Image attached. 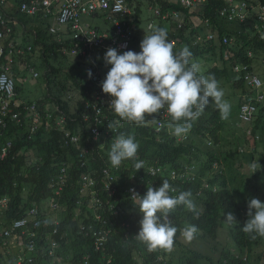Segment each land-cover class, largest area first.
<instances>
[{
  "label": "trees",
  "instance_id": "1",
  "mask_svg": "<svg viewBox=\"0 0 264 264\" xmlns=\"http://www.w3.org/2000/svg\"><path fill=\"white\" fill-rule=\"evenodd\" d=\"M14 1L10 2L12 6L7 3L13 16L10 39L16 50L9 75L14 80L25 79L23 75L34 68L38 75L29 74L41 78L45 86L44 93L32 100L22 96V88L15 83L17 96L10 103L12 113L0 123V200H8L5 206L0 205L3 264H159V257L160 264H264V253L257 250L260 237L253 240L241 230L247 220V201L258 198L264 202V108L259 106L249 122L237 117L236 129H232L210 104L192 123L186 140L171 134L168 121L158 127L159 117L155 121L148 118L144 126L130 124L116 116L108 102L103 104L100 100L102 96L111 99L101 88L111 67L103 61L107 49L88 48L87 54L82 55L83 43L73 38L74 30L70 29L73 21L58 26L55 12L29 16L19 10V4L27 0ZM129 2L134 11L127 20L135 23L134 37L129 48L118 54L128 50L139 53L144 36L155 28H163L174 52L187 46L193 60L204 57L217 61L218 66L207 68L203 75H214L222 89L226 82L245 93L246 86L242 79L236 80L240 74L234 69L239 63H253L247 57L248 50L264 54V41L257 37L249 40L248 35L236 33L222 21V0H205L196 8L183 5L180 0H150L153 9L148 10L149 17L143 15L139 1ZM168 12L180 13L183 27L172 17L164 19ZM107 16L96 12L83 17L102 19L104 24L96 27L104 31L113 28ZM198 16L209 20L211 26L196 25L193 20H198ZM149 22L153 24L151 31L147 30ZM208 33L214 34V40L206 38ZM223 34L233 38L230 47L222 44ZM28 46L31 50H27ZM21 48L25 53L17 52ZM66 60L72 61L73 73L65 70ZM89 69L91 78L87 75ZM97 107L102 110L99 115ZM13 112L20 121L12 118ZM62 119L63 129L59 124ZM93 127L100 130L97 138L91 133ZM120 133L133 135L139 147L135 158L124 160L115 168L110 165L108 152ZM4 147L6 154L1 158ZM138 160L144 161V168L136 171L134 163ZM254 160L261 169L253 174L249 165ZM194 169L196 174L187 181H168L177 189L171 193L173 196L181 191L192 192V199L201 210L199 219L178 207L170 217L178 229L172 250L149 252L134 238L142 216L129 187L138 186V193L143 196L148 186L156 188L163 175ZM227 212H232L238 221L229 236L237 248L243 249L242 254L230 247L219 252L212 248L211 254L189 247L180 229L195 224L199 229L196 239H215L224 227L223 216ZM18 220L26 223L16 229L18 237L12 246L11 237L4 236V232ZM101 236H105V241L97 248L96 239Z\"/></svg>",
  "mask_w": 264,
  "mask_h": 264
},
{
  "label": "clouds",
  "instance_id": "2",
  "mask_svg": "<svg viewBox=\"0 0 264 264\" xmlns=\"http://www.w3.org/2000/svg\"><path fill=\"white\" fill-rule=\"evenodd\" d=\"M247 26L250 27V24L233 25V31L248 35L249 40L257 37L262 41L259 36L252 35ZM167 36L166 29L158 27L150 35L144 36L140 42L139 53L128 50L118 54L115 48L107 49L103 61L106 67L108 65L111 67L101 82V88L104 94L111 97L108 108L121 120L137 126L146 125L148 118L155 121L160 115L166 114L169 118L167 127L176 137L189 134L192 123L210 104L215 106L222 120H228L231 105L224 100V91L215 76L201 74V66L192 59V53L187 46L174 52L173 44L168 41ZM255 63L259 71L261 63L258 59ZM87 75L89 78L92 77L90 69L87 70ZM5 81L6 77H0V87H4ZM8 87H11L10 81ZM243 97L244 92L241 94L239 108ZM138 147L133 135L120 133L110 145L108 152L110 165L119 168L122 161L135 158ZM134 168L136 171L144 168V161L135 162ZM249 168L254 174L261 169V165L254 160ZM173 172L170 175L168 173L163 175L156 188L148 186L143 196L134 189L131 190V199L142 216L139 231L134 238L145 245L149 252L172 250L178 229L170 217L178 207H183L196 219L201 215V210L197 209L192 199V192L181 191L179 195L173 196L171 193H175L177 189L168 181L181 182L182 178L187 181L191 175L196 174L195 169L180 172L178 178L172 176ZM148 174L150 175V168ZM246 215L247 220L241 230L253 240L264 237V202L258 198L249 199ZM223 221L231 227L229 232L238 223L232 212L225 213ZM220 230L221 228L216 238L212 240H217ZM198 231L195 224H187L180 229L187 242H191ZM129 237L130 235L126 238ZM232 249L242 254L243 249L237 248L234 243ZM244 258L246 259L245 256ZM161 259L159 257V264Z\"/></svg>",
  "mask_w": 264,
  "mask_h": 264
},
{
  "label": "built area",
  "instance_id": "3",
  "mask_svg": "<svg viewBox=\"0 0 264 264\" xmlns=\"http://www.w3.org/2000/svg\"><path fill=\"white\" fill-rule=\"evenodd\" d=\"M141 3V6H147L151 11L153 6H150V0H137ZM223 5L219 8L220 19L226 22L230 27L233 25H246L250 24V31L252 35L259 36L260 40L264 41V0H222ZM8 0H0V77H6L4 87H0V123L12 113L10 109V103L16 98L15 93V80L9 75L12 69L13 55L16 50L13 48V41L10 39L13 32V16L10 15V9L7 7ZM180 3L186 6H193V8L201 7L205 0H180ZM19 10L29 16L37 15L42 12L43 15L48 16L55 12V21L58 26H66L69 22L73 21L71 28L74 30L73 38L78 39L80 43H83L81 48L82 55H86L88 48L104 47L115 48L117 52L127 50L134 37L135 23L127 20L128 16L133 14V6L129 0H27L19 4ZM108 14L113 28L109 30H98L97 27H92L89 24L83 25L81 18L83 16H89L94 13ZM156 14H159V10H155ZM171 15V16H170ZM172 17L178 22L179 27H183L184 18L178 12H168L163 16L164 19ZM198 20H193L196 25L205 24L210 27L209 20H203L200 16ZM229 27V28H230ZM153 28L152 23L147 24V30L151 31ZM52 31H55V27H52ZM206 38L208 40H214V34L208 33ZM197 39H202L201 35H198ZM61 41V40H60ZM222 44L226 47H230L233 43V38L223 34L221 36ZM228 45V46H227ZM27 50H31L28 46ZM89 50V49H88ZM18 53H25L24 48L17 50ZM73 52H79V50H73ZM247 57L254 59L253 63L242 64L239 63L235 67L236 74H240L236 80H243L246 86V92L244 93L243 102L240 105L238 118L249 122L254 118V114L257 112L258 107L264 108V80L261 78L259 71L256 67L255 60L261 63L264 68V54L257 56L253 50L247 51ZM30 72L37 76L38 73L34 68H30ZM264 75V74H263ZM11 82V87H8V82ZM103 104L109 103L104 96L100 97ZM97 114L101 113V108H95ZM12 118L19 120L18 114H12ZM166 114L159 116L157 122L158 127L165 125L168 121ZM34 122H38V113L34 115ZM63 119L59 122L61 129H63ZM35 127L32 128V131ZM93 137H99L101 135L100 130L97 127L91 128ZM250 134V132H248ZM69 136V132L67 131ZM188 133L180 136L178 140H186ZM6 154V147L1 150V158ZM172 176L178 178L179 173H172ZM182 176V175H181ZM144 178L143 176H141ZM90 185V183H88ZM138 186L133 185L129 187V191L137 190ZM8 200L3 198L0 200V205L5 206ZM100 218L99 215H97ZM25 220L16 221L11 228L6 229L4 236L11 237L12 240H16L18 234L16 229L24 226ZM101 233V232H99ZM105 241V236H101L96 239V247L100 248ZM30 250L33 246L30 245ZM22 259H19V263Z\"/></svg>",
  "mask_w": 264,
  "mask_h": 264
},
{
  "label": "rangeland",
  "instance_id": "4",
  "mask_svg": "<svg viewBox=\"0 0 264 264\" xmlns=\"http://www.w3.org/2000/svg\"><path fill=\"white\" fill-rule=\"evenodd\" d=\"M10 2L15 3L14 0H9L8 5H10V6H12V4ZM143 9H144L143 15L145 17H149L150 12L148 11L147 6L144 5ZM102 22L104 24V21L102 19H97V18H92V17H83V19H82V24L89 23L93 27H96L99 23L102 24ZM234 26H237V25H234ZM247 28L250 29L249 26H247ZM70 61L71 60L65 61V64H66L65 70L68 73H73L75 70H74V68L71 67L72 61L71 62ZM195 62H198L200 64L201 74H203L205 72V70H207V68L216 66L218 64L217 61H211V60H208L207 58H204V57L196 59ZM257 64L260 65V63H257ZM82 71L85 75V70H82ZM29 73H31V72H29ZM29 73H26L24 75L21 74V76L23 75V77L25 79L15 77V83L17 86H20L22 88V92H21L22 96H27V98L34 100V99H37L38 97H40L42 93H44V86L45 85H44L43 80L41 78L35 79ZM259 73H260L261 78L264 80V75H263L264 74V68L261 65L259 68ZM235 89H237L238 91H236ZM235 89L230 87L229 84H226V82L224 83V87H223L224 100H226L231 105V114H230L229 119L225 120V123L228 126V128L230 127L232 129H236L235 125H236V122L238 121V119H237V111H238L237 104L239 102L240 95L243 93V91H242L243 89L242 90H240L238 88H235ZM232 129H230V131H232ZM206 145H204L203 147H205ZM230 228L231 227L224 222V227L221 228L217 240H212V239L201 240V239L194 238L191 242L186 241V243L190 244L189 247H191L192 249H198L200 251H203V252L209 253V254L212 253V248H215L216 250H218V252L223 249L222 247L233 248V242L229 238V229ZM261 239H262V241H261ZM255 248H256V246H255ZM257 250H258V253H262V252L264 253V237H260V242H258V244H257ZM3 262H4V259L1 258L0 264H3Z\"/></svg>",
  "mask_w": 264,
  "mask_h": 264
},
{
  "label": "crops",
  "instance_id": "5",
  "mask_svg": "<svg viewBox=\"0 0 264 264\" xmlns=\"http://www.w3.org/2000/svg\"><path fill=\"white\" fill-rule=\"evenodd\" d=\"M102 24H103V22H102ZM104 28H106V27H104ZM10 243L12 244V246H15V241L14 240H12Z\"/></svg>",
  "mask_w": 264,
  "mask_h": 264
}]
</instances>
